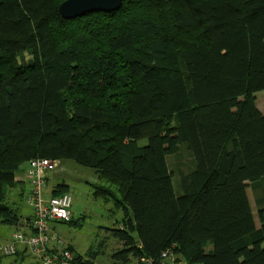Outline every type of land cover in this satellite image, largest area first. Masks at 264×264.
Wrapping results in <instances>:
<instances>
[{
	"label": "trees",
	"instance_id": "1",
	"mask_svg": "<svg viewBox=\"0 0 264 264\" xmlns=\"http://www.w3.org/2000/svg\"><path fill=\"white\" fill-rule=\"evenodd\" d=\"M66 1L0 0V226L34 233L9 191L31 161L68 159L125 211L114 264H264V0H123L73 20Z\"/></svg>",
	"mask_w": 264,
	"mask_h": 264
},
{
	"label": "rangeland",
	"instance_id": "2",
	"mask_svg": "<svg viewBox=\"0 0 264 264\" xmlns=\"http://www.w3.org/2000/svg\"><path fill=\"white\" fill-rule=\"evenodd\" d=\"M257 105L264 113V91L257 94ZM168 161L171 170L175 173L177 185L179 173L182 171L187 173L190 170L191 159L182 150L180 154L170 156ZM54 165L55 168L48 171V191H52L61 184L68 185L70 188L69 193L73 199L72 211L75 215L73 223L53 224L54 227L56 226L54 233L65 240L66 243L72 245L83 256L90 253V250L99 252L96 260L97 264H114L112 255L122 249V244L116 241L109 230L119 228V224L123 223L126 217L124 209L118 208L115 201H111L108 197L96 194L95 185L108 186V184L99 180L93 169L82 167L68 159L57 160ZM23 183L30 185L28 174L22 182L17 183L9 191L8 196H12V199L15 200V204L12 206L18 208L23 216H28L31 209L27 205L26 197L22 195V189H26V187L22 186ZM248 193L257 225L260 226L256 196L251 189H249ZM7 200H11L10 197ZM6 227L12 233L16 232V227ZM0 231L5 232L2 228ZM10 259L12 260L13 258Z\"/></svg>",
	"mask_w": 264,
	"mask_h": 264
},
{
	"label": "built area",
	"instance_id": "3",
	"mask_svg": "<svg viewBox=\"0 0 264 264\" xmlns=\"http://www.w3.org/2000/svg\"><path fill=\"white\" fill-rule=\"evenodd\" d=\"M55 161L48 159H35L28 167V181L30 189L27 203L33 211V232L24 234L17 232L14 242L8 245H0V254L14 256L17 253V245H24L30 254L42 260V264H71L73 259L68 249H63L57 254L48 253L51 243L61 245L63 242L56 236H51V224L68 223L72 219L73 199L70 193L60 196H46L48 171L53 170ZM166 260L154 262L144 259L145 264H182L171 259L168 253L162 255ZM168 258V259H167ZM173 258V257H172Z\"/></svg>",
	"mask_w": 264,
	"mask_h": 264
},
{
	"label": "crops",
	"instance_id": "4",
	"mask_svg": "<svg viewBox=\"0 0 264 264\" xmlns=\"http://www.w3.org/2000/svg\"><path fill=\"white\" fill-rule=\"evenodd\" d=\"M27 174H28V167L27 166H25L24 168H22L20 171H19V173H18V175H17V177H16V179H17V183H19V182H22L23 180H24V178H26V176H27ZM48 178H49V174H48ZM48 178H47V189H46V196L47 197H50V196H53V192H54V190L56 189V187H55V189H53L52 191H48ZM22 186H24V187H26V189L24 190V189H22V193H26V192H28L29 191V189H30V185L27 183V184H25V183H23L22 184ZM59 186V185H58ZM13 189V188H12ZM11 189V190H12ZM24 196V195H23ZM10 197V199L12 200V202H15V200L14 199H12V196H9ZM27 205H28V203H27ZM28 207L30 208V206L28 205ZM31 209V208H30ZM29 217H32L33 216V211H32V209H31V212H30V215H28ZM28 216H25V217H28ZM74 217H75V215H74V213H73V211H72V218L74 219ZM26 222V221H25ZM53 224H55V223H53ZM53 224H51V231H50V234H51V236L53 237V236H56V237H58V235L56 234V233H54V229H56V226L54 227V225ZM4 229L5 230V232H1L0 231V243H2V244H6V245H8V244H12L13 242H14V235L16 234V232L15 233H12L9 229H7V227L6 226H0V229ZM22 230V231H24V232H26L27 234H32V232H31V230L29 229V228H27V226L25 225V223H24V220L22 221V223L20 224V228L18 229V230ZM17 229H16V231H18ZM58 238H60V237H58ZM61 239V238H60ZM62 240V244L61 245H59V244H56V243H51V245H50V250L52 251V252H55V253H59V251H61V250H63V249H69V248H74L72 245H70V244H68V243H66V241L65 240H63V239H61ZM6 242V243H5ZM67 244V245H66ZM17 249H18V254H17V256H15L16 258L14 259V257H13V259L11 260L10 258H8V259H0V264H42V262H41V259H39V258H37V257H35V256H33L32 254H30V252L28 251V249L26 248V246H24V245H20V244H18L17 245ZM75 249V248H74ZM75 252L76 253H79L76 249H75ZM57 264V263H56ZM59 264V263H58Z\"/></svg>",
	"mask_w": 264,
	"mask_h": 264
},
{
	"label": "water",
	"instance_id": "5",
	"mask_svg": "<svg viewBox=\"0 0 264 264\" xmlns=\"http://www.w3.org/2000/svg\"><path fill=\"white\" fill-rule=\"evenodd\" d=\"M123 0H68L60 7L64 19L73 20L96 12H116Z\"/></svg>",
	"mask_w": 264,
	"mask_h": 264
}]
</instances>
